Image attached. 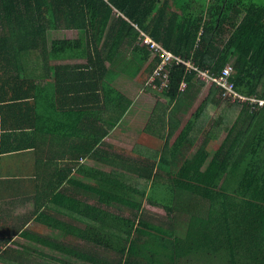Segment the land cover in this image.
Wrapping results in <instances>:
<instances>
[{
  "label": "trees",
  "instance_id": "trees-1",
  "mask_svg": "<svg viewBox=\"0 0 264 264\" xmlns=\"http://www.w3.org/2000/svg\"><path fill=\"white\" fill-rule=\"evenodd\" d=\"M70 30L84 37L54 35ZM141 32L211 74L232 65L238 91L264 100V0H0L1 126L23 127L30 100L39 101L47 72L41 67L51 62L83 61L95 80V103L117 109L124 101L119 115L132 102L111 79L135 77L148 63L145 88L166 99L164 109L195 81L207 84L195 69L174 62L168 87L147 85L161 60L141 45ZM212 140L219 145L208 159ZM196 142L174 170L178 149ZM169 151L167 179L152 162L158 158L137 162L130 174L94 168L95 185L79 182L80 197L63 192L47 201L56 216L37 215L72 241L34 236V248L11 241L17 247L1 252V264H264V106L251 110L224 100L211 84ZM145 202L167 211V219H147ZM179 213L187 214L183 223Z\"/></svg>",
  "mask_w": 264,
  "mask_h": 264
},
{
  "label": "crops",
  "instance_id": "crops-1",
  "mask_svg": "<svg viewBox=\"0 0 264 264\" xmlns=\"http://www.w3.org/2000/svg\"><path fill=\"white\" fill-rule=\"evenodd\" d=\"M83 63L66 60L41 67L47 72L39 80V101L30 100L23 127L3 128L0 112V254L6 247H17L11 241L34 248L32 237L52 236L55 230L38 221L37 215L56 216L54 208H46L47 201L63 192L80 197L79 182L95 185L94 168L130 174L137 162L158 158L152 162L158 169L164 168L163 179L169 178L164 156L170 158V148L209 88L195 81L180 102L164 109L166 99L145 88L148 64L135 77L121 74L111 79L118 92L132 102L119 115L124 101L117 102V109L108 108L109 101L95 103V80L90 79V68ZM8 119L16 123L12 115L8 114ZM197 143L178 149L174 169L195 152ZM24 230L27 237L16 235ZM14 252H8L7 257H13Z\"/></svg>",
  "mask_w": 264,
  "mask_h": 264
},
{
  "label": "built area",
  "instance_id": "built-area-1",
  "mask_svg": "<svg viewBox=\"0 0 264 264\" xmlns=\"http://www.w3.org/2000/svg\"><path fill=\"white\" fill-rule=\"evenodd\" d=\"M141 45L149 48L155 56L160 58V64L155 69L153 75L147 81V85L163 91L169 86L170 76H169V66L174 62L184 63L188 67L195 69L201 79L206 80L208 85L215 84L220 89V97L224 100L231 102H237L241 106L246 105L251 110L257 109L264 106V100L256 97H247L242 95L236 88L234 81L232 80L233 66L228 65L219 74H211L207 70H202L195 66L193 63L186 61L180 56L175 55L173 52L169 51L163 44L155 41L152 37H149L145 33L141 32ZM161 80V85L158 84V80ZM185 82L182 83L181 88H185Z\"/></svg>",
  "mask_w": 264,
  "mask_h": 264
},
{
  "label": "rangeland",
  "instance_id": "rangeland-1",
  "mask_svg": "<svg viewBox=\"0 0 264 264\" xmlns=\"http://www.w3.org/2000/svg\"><path fill=\"white\" fill-rule=\"evenodd\" d=\"M54 35L57 38H59V37H63V38H82V37H84L83 31H63V32L62 31H58V32H55ZM128 57H131V55H128ZM148 64L146 65V67L148 66ZM120 78H118V79H120ZM218 145H219V141L218 140H212L210 142V144L207 146L206 151L208 153V159L212 156L213 152L216 150ZM193 152H194V150H192L191 155L193 154ZM139 200H141V199H139ZM145 209H147V214L145 215V217L147 219H149V220H152V221H154L156 223H158V222L161 223V222H163V221H165L167 219V211H165L163 208L153 207V206H151V205H149L148 203L145 202ZM114 211H117V210H114ZM124 214L125 215L129 214V210L125 209L124 210ZM176 215H177L176 218H177V222L178 223H183V221L186 220L187 214L179 213V214H176ZM50 238H53V239H55L57 241H61V242L64 241L66 243H70L72 241V239H70V238L67 239V238L62 237L56 231H52V236H50ZM27 244H30V243L28 242ZM44 250L47 253L57 254V255L62 256V254L56 252L55 250H51L49 248L44 249ZM108 255L110 257H112L113 253H108Z\"/></svg>",
  "mask_w": 264,
  "mask_h": 264
}]
</instances>
